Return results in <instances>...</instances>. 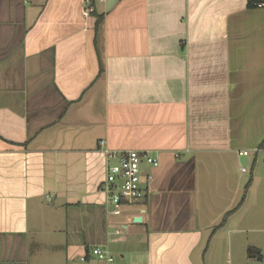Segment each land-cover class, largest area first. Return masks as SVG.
Masks as SVG:
<instances>
[{
	"label": "crops",
	"instance_id": "1",
	"mask_svg": "<svg viewBox=\"0 0 264 264\" xmlns=\"http://www.w3.org/2000/svg\"><path fill=\"white\" fill-rule=\"evenodd\" d=\"M93 2L0 0V264L264 262V5ZM106 148L158 160L119 214Z\"/></svg>",
	"mask_w": 264,
	"mask_h": 264
},
{
	"label": "built area",
	"instance_id": "2",
	"mask_svg": "<svg viewBox=\"0 0 264 264\" xmlns=\"http://www.w3.org/2000/svg\"><path fill=\"white\" fill-rule=\"evenodd\" d=\"M258 6L264 5V0L255 2ZM93 10L88 0H85L84 14L87 15ZM103 145V141H99ZM249 149H238V155H248ZM251 151H261L264 153V147L256 146ZM107 158L115 159L114 162L106 166L105 176L100 183V190L106 195V203L110 206V213L119 214L124 205L133 204L142 200L145 196V188L142 185L141 174L144 164L157 165L156 157L150 155L145 150L125 149L112 151L104 149ZM245 170L244 167L241 168ZM118 231V230H116ZM92 254L105 264H115L111 253L100 246L92 248Z\"/></svg>",
	"mask_w": 264,
	"mask_h": 264
},
{
	"label": "trees",
	"instance_id": "3",
	"mask_svg": "<svg viewBox=\"0 0 264 264\" xmlns=\"http://www.w3.org/2000/svg\"><path fill=\"white\" fill-rule=\"evenodd\" d=\"M256 1H257V0H248V5L253 6V5L255 4ZM88 2H89V4L93 7V3H94L93 0H88ZM90 13L96 15L95 31H96V34H97V29H98L99 24L102 22L103 16H102L101 14H97V13L94 11V8H93V10H92ZM101 72H102V66H101V63L99 62V71H98V75L101 74ZM259 146L264 147V140L261 142V144H260ZM246 187H247V186H246ZM242 198H243V197H241L239 203L241 202ZM230 212H231V210L228 211V212L223 216V218H222V220H221V222H220L219 224H223V222L225 221V217H226L227 214L230 213ZM251 250H253V249H251ZM250 254H251V252H250ZM256 257H257V258H260V256H259L258 254H257Z\"/></svg>",
	"mask_w": 264,
	"mask_h": 264
},
{
	"label": "rangeland",
	"instance_id": "4",
	"mask_svg": "<svg viewBox=\"0 0 264 264\" xmlns=\"http://www.w3.org/2000/svg\"><path fill=\"white\" fill-rule=\"evenodd\" d=\"M244 160H246V158L244 157ZM243 164H245V166H246V164L247 163H243ZM260 167V166H259ZM259 169H261V167L259 168ZM253 175H254V173L251 175V173L249 172V171H247V172H245V173H243V186L241 187V193H240V196H242L243 194V189H244V186H247V184L251 181V178L253 177ZM260 187V186H259ZM242 194V195H241ZM255 196H257V194H255V191L254 192H251V194H250V199H252V197H254L255 198ZM249 264H264V262H258V261H256V260H254L253 262H249Z\"/></svg>",
	"mask_w": 264,
	"mask_h": 264
},
{
	"label": "water",
	"instance_id": "5",
	"mask_svg": "<svg viewBox=\"0 0 264 264\" xmlns=\"http://www.w3.org/2000/svg\"><path fill=\"white\" fill-rule=\"evenodd\" d=\"M135 221H138V219L136 218V219H134Z\"/></svg>",
	"mask_w": 264,
	"mask_h": 264
}]
</instances>
